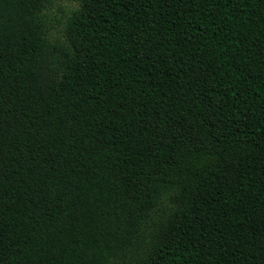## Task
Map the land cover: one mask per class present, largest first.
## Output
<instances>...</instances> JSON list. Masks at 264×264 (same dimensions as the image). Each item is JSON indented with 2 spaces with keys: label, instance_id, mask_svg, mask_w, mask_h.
Wrapping results in <instances>:
<instances>
[{
  "label": "trees",
  "instance_id": "1",
  "mask_svg": "<svg viewBox=\"0 0 264 264\" xmlns=\"http://www.w3.org/2000/svg\"><path fill=\"white\" fill-rule=\"evenodd\" d=\"M0 0V264H264V0Z\"/></svg>",
  "mask_w": 264,
  "mask_h": 264
},
{
  "label": "rangeland",
  "instance_id": "2",
  "mask_svg": "<svg viewBox=\"0 0 264 264\" xmlns=\"http://www.w3.org/2000/svg\"><path fill=\"white\" fill-rule=\"evenodd\" d=\"M77 3L73 0H51L47 12L51 37H61L62 27L70 10L75 8Z\"/></svg>",
  "mask_w": 264,
  "mask_h": 264
}]
</instances>
